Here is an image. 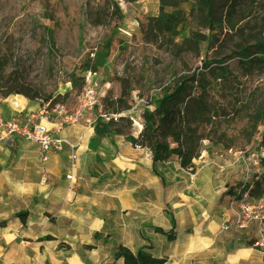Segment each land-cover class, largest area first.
<instances>
[{
	"label": "rangeland",
	"instance_id": "rangeland-1",
	"mask_svg": "<svg viewBox=\"0 0 264 264\" xmlns=\"http://www.w3.org/2000/svg\"><path fill=\"white\" fill-rule=\"evenodd\" d=\"M229 3L230 0H215L216 15L212 22L206 15L205 0H0V50L8 60V73L17 70L28 84L53 98L59 97L71 109L88 81L99 84L98 92L114 97L130 82L131 109L122 115L129 117L131 132L137 136L144 109L162 96L164 88L199 73L205 62L219 60L239 46L264 38L261 25L264 0H249L245 9L247 17L243 20L241 14L228 15ZM168 14L180 18L171 32L163 27ZM227 63L235 69L236 60ZM86 67L89 69L85 70ZM79 76L86 78L80 90L72 84ZM242 81L246 90L241 100L253 112L264 103V73ZM226 92L223 91L225 95ZM0 98L1 110L11 113V101L5 98L3 102ZM34 102L39 101H33V106ZM252 127L247 116L236 115L219 125L214 141L202 142L200 157L195 160V174L181 169L175 157L155 164L152 161L150 167L149 154L145 152L136 158L134 169L130 156L121 151H104V156L98 154L97 162L81 178L117 179L128 185L127 190H131L138 208H114L120 212V222L129 219L134 211H147L153 215V221L148 224L168 228L165 230L174 232V239L180 238V243L182 237L198 234L201 224L205 226L212 221L223 232L224 214L218 216L216 202H222L229 188L264 174L260 164L264 157L261 146L264 129L259 126L252 135ZM108 138L112 143L118 140L123 144L121 136ZM234 169L236 173H232ZM3 170L4 165L0 164V176ZM132 182H136L134 187ZM213 195L216 199L212 202ZM113 196H104L106 206L113 203ZM260 200L264 203V195ZM220 206L228 207V204ZM3 226L4 222L0 221V227ZM153 232L143 252L168 256L175 244H171L173 239ZM99 234L97 240L103 242V247L99 256L91 257V264H116L115 245L124 236L120 231L114 237L105 231Z\"/></svg>",
	"mask_w": 264,
	"mask_h": 264
},
{
	"label": "crops",
	"instance_id": "crops-1",
	"mask_svg": "<svg viewBox=\"0 0 264 264\" xmlns=\"http://www.w3.org/2000/svg\"><path fill=\"white\" fill-rule=\"evenodd\" d=\"M7 100L11 101L12 108L8 114L2 110L6 117L39 106V102H34L36 105L33 106V101L19 95L14 98L10 96ZM23 106L28 108L24 109ZM65 134L73 140L83 134L75 168L71 167L68 150L52 155L44 168L36 144L20 140L8 146L0 142V164L4 165L0 176V221L4 222V226L0 227V241L3 244L0 247V264H91V257L99 256L103 247V242L94 238L96 233L105 231L114 237L115 232L120 231L124 240H119L117 245L122 243L131 251L138 252L145 249L150 233L159 227L153 223L148 224L153 221V215L140 209L130 214L129 219L120 222V212H115L114 208H138V203L130 194L131 190H127L128 185L124 181L81 178L89 170L88 167L97 162L98 154L104 156V151H121L130 156V165L134 169L137 166L136 158L147 152L151 167L152 154L149 150L134 148L124 138L123 144L118 140L112 143L110 138L105 137L98 144L92 145L90 140L94 128L90 129L84 124L66 130ZM120 164L117 163V166ZM44 170L48 172L46 180L42 179ZM234 172L235 169L232 170ZM67 174H73L74 183L66 179ZM135 183L132 182L133 187ZM205 184L210 185V181ZM113 194V203L106 206L104 196ZM231 198L225 196L221 202H227L228 207L220 206V200L215 204L218 216L224 214V223L232 216ZM215 199L213 195L212 202ZM83 203H86L85 207ZM24 209L28 211L25 221L17 217ZM193 221L194 225L195 217ZM200 227L202 229L198 234L182 237V243L180 238L173 239L171 244H175L168 256L156 257L165 259V264H264V248H259L255 243V229L220 232L215 221L205 226L201 224ZM153 233L160 234L156 231ZM47 236L54 239L47 240ZM87 245L96 248L87 250ZM116 264L124 263L117 260Z\"/></svg>",
	"mask_w": 264,
	"mask_h": 264
},
{
	"label": "trees",
	"instance_id": "trees-1",
	"mask_svg": "<svg viewBox=\"0 0 264 264\" xmlns=\"http://www.w3.org/2000/svg\"><path fill=\"white\" fill-rule=\"evenodd\" d=\"M248 1L230 0L227 6L228 15L241 14V20L245 19ZM115 7L118 9L116 4ZM205 9L207 17L213 22L216 15L215 0H205ZM165 17L164 30L171 32L178 25L180 18L174 14H168ZM261 20L264 29V18ZM234 27L232 23L231 29ZM229 60H236L235 69L227 63ZM203 66L204 68L199 73H194L164 88L162 96L153 99L148 104L153 109L149 106L144 109L142 128L137 136L131 132L129 117L122 115L123 112L131 109V83L124 84L117 97L110 93L106 94L102 99L104 113L107 116L119 115V118L117 121L113 118L108 120L99 118L90 143L98 144L102 138L112 135L121 136L132 147L149 150L153 164L166 162L175 157L183 170L195 174V160L200 157L202 142L204 140L213 142L214 136L218 133L216 129L219 125L228 123L232 115L247 116L248 122L253 126L252 135L259 126L264 129V103L259 104L253 112H250L249 104L241 100L246 90L242 79L247 80L256 74L264 73V38L257 39L253 44L239 46L230 55L219 60L205 62ZM7 67L8 60L0 50V97L3 99L12 95H21L30 101L60 102L59 97L53 98L52 95L44 94L42 89L28 84L17 70L8 73ZM88 69V67L85 68V70ZM85 82V76L72 80L73 87L79 90L84 87ZM223 91H227L226 95ZM219 98L224 102H219ZM235 99L236 101H233ZM261 146L264 147V130ZM260 164L264 168V157L260 159ZM154 174L159 176L155 171ZM227 191L225 195L232 198H240L248 193L253 200H259L264 195V174L261 177L256 176L251 182L231 187ZM27 214L28 211L25 210L17 217L25 221ZM174 224L175 220L172 219V225ZM155 231L167 235L170 240L174 239L172 231H165L158 227ZM99 237V233L94 235L96 240ZM45 239L53 240L54 238L47 236ZM85 248L93 250L96 247L87 245ZM114 259L122 260L124 264L166 263L165 259L143 251L134 253L122 244L116 245Z\"/></svg>",
	"mask_w": 264,
	"mask_h": 264
},
{
	"label": "built area",
	"instance_id": "built-area-1",
	"mask_svg": "<svg viewBox=\"0 0 264 264\" xmlns=\"http://www.w3.org/2000/svg\"><path fill=\"white\" fill-rule=\"evenodd\" d=\"M98 89L97 82L88 81L78 98V103L72 109L61 102L40 100L37 109L20 111L17 115L6 117L0 106V142L8 146L20 140L36 144L44 168L52 155H59L68 150L71 167L75 168L83 134L77 140H73L65 134L66 130L83 124L92 129L99 118L103 120L113 118L115 121L119 118V115L107 116L104 113L102 99L105 95L98 92ZM47 177L48 172L44 170L42 179L46 180ZM66 179L74 183L75 177L73 174H67ZM230 209L232 216L222 225V231L235 229L244 232L255 229L257 233L255 243L259 248H264V203L253 200L245 193L240 198H231Z\"/></svg>",
	"mask_w": 264,
	"mask_h": 264
},
{
	"label": "bare ground",
	"instance_id": "bare-ground-1",
	"mask_svg": "<svg viewBox=\"0 0 264 264\" xmlns=\"http://www.w3.org/2000/svg\"><path fill=\"white\" fill-rule=\"evenodd\" d=\"M140 128H142V125H140Z\"/></svg>",
	"mask_w": 264,
	"mask_h": 264
}]
</instances>
